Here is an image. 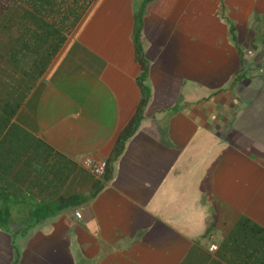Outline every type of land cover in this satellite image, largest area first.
<instances>
[{
	"label": "crops",
	"instance_id": "1",
	"mask_svg": "<svg viewBox=\"0 0 264 264\" xmlns=\"http://www.w3.org/2000/svg\"><path fill=\"white\" fill-rule=\"evenodd\" d=\"M133 1L94 0L49 57L47 39L10 55L0 35V136L77 164L81 194V161L107 160L140 98ZM139 42L148 96L109 179L38 223L12 211L0 264H264V0H153ZM240 218L258 237L234 261L223 243Z\"/></svg>",
	"mask_w": 264,
	"mask_h": 264
},
{
	"label": "trees",
	"instance_id": "2",
	"mask_svg": "<svg viewBox=\"0 0 264 264\" xmlns=\"http://www.w3.org/2000/svg\"><path fill=\"white\" fill-rule=\"evenodd\" d=\"M151 1L153 0L133 1L132 40L134 59L140 68L137 78L140 98L132 117L121 128L114 141L100 181L93 179L85 170L86 175L92 179L90 192L81 194L73 191L72 185L68 186L67 179L71 175L81 174L83 170L40 141L15 140L14 129L9 127L0 136V227L7 224L11 212L16 209L28 211L33 221L38 223L69 207L79 206L95 197L101 190L102 183L109 179L108 163L120 155L124 142L134 133L148 96L142 83L148 63L144 58L139 37L142 15L145 6ZM93 2L94 0H9L0 12V35L8 37L7 43H2L6 46L5 52L13 54L15 42L29 49L28 42L34 41L40 49L47 39L49 57ZM15 31L18 33L17 41L13 39ZM11 113L2 109V114L7 117ZM3 130L4 126L0 124V133ZM258 229L249 220L240 218L223 243L225 252L236 261L240 245L248 244L251 248L258 237Z\"/></svg>",
	"mask_w": 264,
	"mask_h": 264
},
{
	"label": "built area",
	"instance_id": "3",
	"mask_svg": "<svg viewBox=\"0 0 264 264\" xmlns=\"http://www.w3.org/2000/svg\"><path fill=\"white\" fill-rule=\"evenodd\" d=\"M81 167L86 170L92 178L100 179L105 170V161H95L91 158H85L81 161ZM73 215L76 219L80 218V214L78 211H75Z\"/></svg>",
	"mask_w": 264,
	"mask_h": 264
},
{
	"label": "rangeland",
	"instance_id": "4",
	"mask_svg": "<svg viewBox=\"0 0 264 264\" xmlns=\"http://www.w3.org/2000/svg\"><path fill=\"white\" fill-rule=\"evenodd\" d=\"M16 227V226H15ZM12 230L14 229L13 225L10 227Z\"/></svg>",
	"mask_w": 264,
	"mask_h": 264
}]
</instances>
